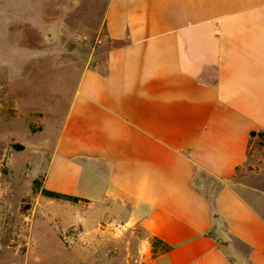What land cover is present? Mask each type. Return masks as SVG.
<instances>
[{"label":"crops","instance_id":"crops-1","mask_svg":"<svg viewBox=\"0 0 264 264\" xmlns=\"http://www.w3.org/2000/svg\"><path fill=\"white\" fill-rule=\"evenodd\" d=\"M103 25L43 188L81 200L76 224L139 223L170 248L153 264H264V181L238 179L264 133V0H108Z\"/></svg>","mask_w":264,"mask_h":264},{"label":"rangeland","instance_id":"rangeland-1","mask_svg":"<svg viewBox=\"0 0 264 264\" xmlns=\"http://www.w3.org/2000/svg\"><path fill=\"white\" fill-rule=\"evenodd\" d=\"M107 1L0 0V264H153L162 251L137 222L105 211L100 224H76V203L41 193L78 79L111 45ZM252 145L238 175L247 184L264 181V137Z\"/></svg>","mask_w":264,"mask_h":264},{"label":"trees","instance_id":"trees-1","mask_svg":"<svg viewBox=\"0 0 264 264\" xmlns=\"http://www.w3.org/2000/svg\"><path fill=\"white\" fill-rule=\"evenodd\" d=\"M255 135V134H252V136ZM260 136L264 137V133H259ZM42 195L43 196H46L48 198H52V199H58V200H63V201H68V202H71V203H77L79 201H81L79 198H76V197H73V196H68V195H64V194H60V193H56V192H51V191H48L46 189H42L41 191ZM152 239V245L154 247V249L159 246L162 248V251H167L169 250L170 248L165 246L160 240H158L157 238H153L151 237Z\"/></svg>","mask_w":264,"mask_h":264}]
</instances>
